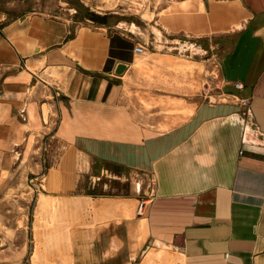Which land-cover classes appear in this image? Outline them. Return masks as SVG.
Returning <instances> with one entry per match:
<instances>
[{
    "label": "crops",
    "instance_id": "1",
    "mask_svg": "<svg viewBox=\"0 0 264 264\" xmlns=\"http://www.w3.org/2000/svg\"><path fill=\"white\" fill-rule=\"evenodd\" d=\"M24 1L0 9V185L37 174L44 148V186L63 192L41 194L44 213L67 221L37 258L55 260L68 229L69 264H264V0H171L140 36L77 20L68 0ZM203 43L225 98L197 90Z\"/></svg>",
    "mask_w": 264,
    "mask_h": 264
},
{
    "label": "rangeland",
    "instance_id": "2",
    "mask_svg": "<svg viewBox=\"0 0 264 264\" xmlns=\"http://www.w3.org/2000/svg\"><path fill=\"white\" fill-rule=\"evenodd\" d=\"M4 2L5 0H0V9L5 7ZM24 2L26 3H19V5L21 7L28 6L29 1L25 0ZM168 2L171 0H68L70 7L76 10L73 16L77 20H83L84 17H87V11H93L105 15L112 23L119 20L128 25L133 23L138 26L135 29L138 36L144 35V19L150 20L153 14L158 9L162 10V7ZM198 46H203L204 52L197 56V60L200 61L197 90L203 99H222L218 66H216L219 50L215 46L210 47L207 43L198 44ZM43 151L44 148L39 150L41 157L40 169L37 174L31 173L28 168H26L28 173L23 177L14 170L8 174L4 173L5 180L0 185V264H43L42 260L45 256L41 259L37 258L39 247L41 252H50L53 246L52 239L47 235V232L60 230L64 221L65 223L67 221L66 214L60 209L52 207L47 213H44L48 209L50 199L41 194H48L52 200H56L58 195L63 192L49 190L44 186V177L49 164L43 162ZM46 151L48 152V147ZM80 181L84 184V177L81 176ZM102 181L106 182V185L101 188L102 191L109 193L127 194L131 186L129 182H118V180L108 182L104 178ZM101 184L103 183L101 182ZM37 196H40L39 201ZM124 201L130 203V200ZM37 203L38 213L36 212ZM38 214L41 215L38 217ZM38 227L41 230V238ZM71 237L72 234L68 229H62L59 235L58 233L54 235L56 252L52 256L55 260H46L45 264H69L71 262ZM58 258H64L67 261L58 260Z\"/></svg>",
    "mask_w": 264,
    "mask_h": 264
},
{
    "label": "built area",
    "instance_id": "3",
    "mask_svg": "<svg viewBox=\"0 0 264 264\" xmlns=\"http://www.w3.org/2000/svg\"><path fill=\"white\" fill-rule=\"evenodd\" d=\"M133 51H134L135 53H144V52L146 51V48L144 47L143 44L138 43V44H136V45L133 47ZM216 66H218V65L216 64ZM235 86H236L237 88H242V84H241L240 82H236V83H235ZM54 94H55V96H58L57 91H55ZM221 97H222V98H225V96H223V95H222ZM151 184H152V183H151ZM152 185H153V184H152ZM148 201H149V200H148L147 198H146V199H142V200L139 201V203H138V205H137V208H136V212H137V214L142 215V214L145 212Z\"/></svg>",
    "mask_w": 264,
    "mask_h": 264
},
{
    "label": "water",
    "instance_id": "4",
    "mask_svg": "<svg viewBox=\"0 0 264 264\" xmlns=\"http://www.w3.org/2000/svg\"><path fill=\"white\" fill-rule=\"evenodd\" d=\"M86 16H87V19H89L92 22L101 23V24H105L107 22V17L105 15H101V14L95 13L93 11H88ZM125 67H126L125 64L118 63L116 65L114 73L115 74H121L123 72V70L125 69Z\"/></svg>",
    "mask_w": 264,
    "mask_h": 264
},
{
    "label": "bare ground",
    "instance_id": "5",
    "mask_svg": "<svg viewBox=\"0 0 264 264\" xmlns=\"http://www.w3.org/2000/svg\"><path fill=\"white\" fill-rule=\"evenodd\" d=\"M61 202H59V206H62L63 208L65 207L67 210H73V209H76L77 208V203H73V202H70L68 200H65V199H61L60 200Z\"/></svg>",
    "mask_w": 264,
    "mask_h": 264
}]
</instances>
